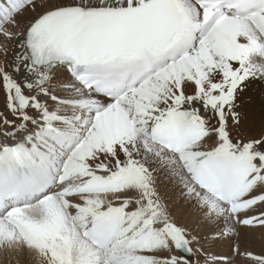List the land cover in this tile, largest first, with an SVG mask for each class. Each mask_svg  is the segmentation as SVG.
<instances>
[{
    "label": "snow or ice",
    "instance_id": "1",
    "mask_svg": "<svg viewBox=\"0 0 264 264\" xmlns=\"http://www.w3.org/2000/svg\"><path fill=\"white\" fill-rule=\"evenodd\" d=\"M0 36V252L264 264L201 242L264 228V0H0Z\"/></svg>",
    "mask_w": 264,
    "mask_h": 264
},
{
    "label": "rangeland",
    "instance_id": "2",
    "mask_svg": "<svg viewBox=\"0 0 264 264\" xmlns=\"http://www.w3.org/2000/svg\"><path fill=\"white\" fill-rule=\"evenodd\" d=\"M239 232H240L239 238H233L231 240L225 238L223 240H217L215 242L205 240L204 234H202L201 242L204 244V248L206 247V250L208 252L216 255L229 254L230 248L236 244H239L241 252L247 250L249 252L257 254V247L261 239L264 238V228L241 227L239 229ZM193 247L195 248L196 246L193 245ZM30 259L31 257L21 256L19 257L18 262H21L22 264H29ZM18 262H17V257L7 253L0 252V264H18ZM233 264H250V262L244 256H236L235 259L233 260Z\"/></svg>",
    "mask_w": 264,
    "mask_h": 264
},
{
    "label": "bare ground",
    "instance_id": "3",
    "mask_svg": "<svg viewBox=\"0 0 264 264\" xmlns=\"http://www.w3.org/2000/svg\"><path fill=\"white\" fill-rule=\"evenodd\" d=\"M28 15H30V14H26L25 17H20L18 19H21L23 21L24 19L27 18ZM13 44H14V41L5 40L4 37L0 36V62H4L6 60L11 59ZM5 53H7V54H5ZM259 87H260V84L255 85L253 91H256ZM2 107H3V100H2V97H0V109H2ZM242 116H243L246 124H252L253 122H255L256 127H259V123H260V107H259V105L256 106L254 112H252V113H248L246 110H242ZM214 247H215V245H214ZM205 249H206V247H205ZM262 251H264V238L261 239V241L257 247V254H260ZM176 254L180 255V253H178V252ZM196 258L197 257L194 256L193 261H195ZM200 258H201V264H203V258L201 256H200ZM18 264H22V263L18 262ZM29 264H41V259L39 257H31Z\"/></svg>",
    "mask_w": 264,
    "mask_h": 264
}]
</instances>
